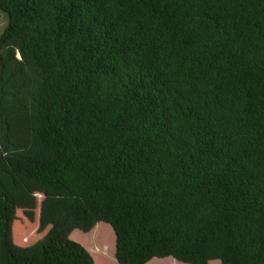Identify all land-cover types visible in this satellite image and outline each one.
Returning a JSON list of instances; mask_svg holds the SVG:
<instances>
[{"label":"trees","instance_id":"1","mask_svg":"<svg viewBox=\"0 0 264 264\" xmlns=\"http://www.w3.org/2000/svg\"><path fill=\"white\" fill-rule=\"evenodd\" d=\"M0 13V264H264V0Z\"/></svg>","mask_w":264,"mask_h":264},{"label":"rangeland","instance_id":"2","mask_svg":"<svg viewBox=\"0 0 264 264\" xmlns=\"http://www.w3.org/2000/svg\"><path fill=\"white\" fill-rule=\"evenodd\" d=\"M6 24H7V16L0 13V34L3 32V29L5 28ZM107 227H109V225ZM109 229H103L102 227L97 226L96 229L94 230V233H95L96 239H97L96 240L97 247L99 250H101V254L106 253L103 251V248H104L103 245L105 246L106 241L109 242L108 243V246H109L108 256L99 255L101 257L98 256L97 258H98V260L100 259V261H98V262H101V263H103L102 262V260H103L107 264L108 263L109 264H117L115 257H114V236H113V233H112V236L110 239L111 241L109 239H107V233L109 232ZM101 231H103V233ZM70 238L72 240L80 243L84 247H85V245L92 243L91 239L89 237V234L83 233L79 230H74L71 233ZM148 264H185V263L175 262V260L173 258L166 257V258H153L150 260V262ZM210 264H221V263L218 260H214Z\"/></svg>","mask_w":264,"mask_h":264},{"label":"crops","instance_id":"3","mask_svg":"<svg viewBox=\"0 0 264 264\" xmlns=\"http://www.w3.org/2000/svg\"><path fill=\"white\" fill-rule=\"evenodd\" d=\"M211 263V262H210Z\"/></svg>","mask_w":264,"mask_h":264}]
</instances>
